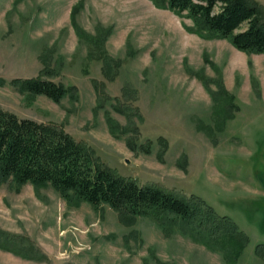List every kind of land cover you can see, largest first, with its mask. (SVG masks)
<instances>
[{"label":"rangeland","instance_id":"374dc122","mask_svg":"<svg viewBox=\"0 0 264 264\" xmlns=\"http://www.w3.org/2000/svg\"><path fill=\"white\" fill-rule=\"evenodd\" d=\"M72 11L87 38L101 34L110 69L77 36ZM191 26L152 0H0V106L60 125L120 175L199 196L249 237L235 264H264L254 252L264 242V54ZM37 76L73 86L71 96L56 103L12 82ZM219 83L238 106L222 128L210 93ZM0 228L42 258L0 249V264H228L150 219L127 224L50 186L1 185Z\"/></svg>","mask_w":264,"mask_h":264},{"label":"trees","instance_id":"16d2710c","mask_svg":"<svg viewBox=\"0 0 264 264\" xmlns=\"http://www.w3.org/2000/svg\"><path fill=\"white\" fill-rule=\"evenodd\" d=\"M152 1L157 7L190 20V30L194 33L207 38H225L246 54H264V8L257 0ZM73 11L70 16L77 36L96 46L99 56L104 58L103 67L110 69L108 61L112 60L102 48L101 34L87 38L76 25ZM12 82L25 95H43L56 103L71 96L73 89L71 85L40 76ZM210 93L213 112L218 118L216 124L222 128L238 106L222 83ZM107 123L111 132L119 130L110 116ZM25 184L37 190L50 186L67 200L85 201L93 207L107 205L127 224H133L139 217L150 219L164 233L178 232L217 252L228 264H235L249 243V237L235 221L217 213L199 196L181 195L120 175L60 125L20 117L0 106V186L7 185L18 192ZM24 240L25 237L0 228V249L26 259H42L32 254L33 246L24 244ZM254 252L264 261V242L256 244ZM143 264H149L147 258H143Z\"/></svg>","mask_w":264,"mask_h":264}]
</instances>
